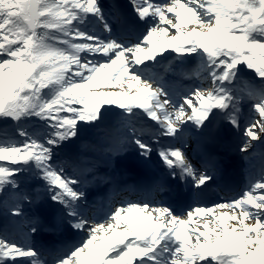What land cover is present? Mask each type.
I'll use <instances>...</instances> for the list:
<instances>
[{
	"label": "snow or ice",
	"instance_id": "snow-or-ice-1",
	"mask_svg": "<svg viewBox=\"0 0 264 264\" xmlns=\"http://www.w3.org/2000/svg\"><path fill=\"white\" fill-rule=\"evenodd\" d=\"M196 57L202 83L171 86ZM217 120L248 184L178 216L157 197L216 183ZM162 137L174 141L157 150L163 177L104 211L115 164L132 149L150 160ZM44 231L83 236L66 250L30 242ZM0 264H264V0H0Z\"/></svg>",
	"mask_w": 264,
	"mask_h": 264
},
{
	"label": "rangeland",
	"instance_id": "rangeland-1",
	"mask_svg": "<svg viewBox=\"0 0 264 264\" xmlns=\"http://www.w3.org/2000/svg\"><path fill=\"white\" fill-rule=\"evenodd\" d=\"M194 60H195V63H199V58L198 57L194 58ZM185 62H186V60L183 63V67L186 66ZM249 71L250 70H248L246 67L244 68V71L241 73V77H242L243 80H248L249 79V77L247 76V73ZM199 84H200V82H199ZM37 125H38V122L35 121V120H32V121H29V122L25 123L24 124V127L25 128H28V129H32V128L36 127ZM9 129H11V125L9 126ZM99 135H101V130L100 129H93L90 132H88V133L85 134V139L82 140L80 143L81 144H90V143H93V142H95V140L97 139V137ZM60 156H61V159H65L66 158L63 153H61ZM133 156H137L138 157V155L135 153V151L133 149L132 150H129V153L125 154V157H128V158H131ZM116 165L117 166H123V165H125L124 164V160H119L115 164V175L118 174V173H116V171L118 170V168L116 167ZM107 170L108 171H112V166H107ZM221 211H226V210H222V209L215 210L216 214H219V212H221ZM180 216H182V215H180ZM203 222H204V220H200L198 222L194 218V220L192 222V227H196L198 223L199 224H202ZM201 230H203V229H201ZM67 235H68V232L63 233V235H59V234H55L54 235V234H52L50 232L44 231L39 236L35 237L34 239H31L30 238V242L36 244V246L39 247L40 246L39 238L42 236V237H51L54 240L58 241V244L60 243V244H64L66 246V243H67V241H66ZM57 238L59 240H57ZM75 244H78V243H75ZM66 248H67V246H66Z\"/></svg>",
	"mask_w": 264,
	"mask_h": 264
},
{
	"label": "bare ground",
	"instance_id": "bare-ground-1",
	"mask_svg": "<svg viewBox=\"0 0 264 264\" xmlns=\"http://www.w3.org/2000/svg\"><path fill=\"white\" fill-rule=\"evenodd\" d=\"M198 65H199V63H197L196 65H195V67H194V70L196 71L197 70V68H198ZM201 82H202V80H201ZM189 131V130H188ZM185 132H187V131H185ZM220 131L219 130H217V129H215L214 127H212L211 128V134H216V133H219ZM187 138H188V136H187ZM189 139V138H188ZM162 143H163V139L162 138H160V140H159V143H158V145L159 146H162ZM152 147H153V149H154V155H157V150H158V148L156 147V145L154 146V145H152ZM134 150V149H133ZM135 151V150H134ZM154 155L152 154V156H151V159L150 160H148V162L150 163V164H152V163H154ZM158 156V155H157ZM122 160H124V164H125V168L124 167H121V166H117L116 165V167L118 168V171L120 172H122V173H131V172H135L138 168H142L143 170H145V171H147V170H150V168L152 167V165H150L147 161V163L149 164V165H143V161H142V159H140L139 157H137V156H133V157H131V158H128V157H125L124 159H122ZM143 162V163H142ZM157 165H162V162L161 161H158L157 162ZM225 166H227V164H224ZM186 204H183L182 205V208H180L179 210L181 211L180 213H186L187 212V209L189 208V207H192V206H187L186 208Z\"/></svg>",
	"mask_w": 264,
	"mask_h": 264
}]
</instances>
